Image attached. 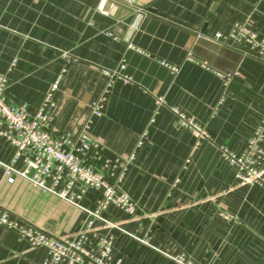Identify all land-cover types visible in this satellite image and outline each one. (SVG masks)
Returning a JSON list of instances; mask_svg holds the SVG:
<instances>
[{"label": "crops", "instance_id": "crops-1", "mask_svg": "<svg viewBox=\"0 0 264 264\" xmlns=\"http://www.w3.org/2000/svg\"><path fill=\"white\" fill-rule=\"evenodd\" d=\"M101 1L0 0L7 101L32 115L60 75L52 126L71 137L85 131L105 156H133L121 189L135 214L113 206L102 212L133 237L95 223L112 235L119 264H172L166 255L177 254L195 264H264V189L239 184L220 152L240 154L264 119V64L215 42V52L193 51L197 34H227L249 16L264 34V0H132L144 16L122 3L109 8L118 0H105L103 15ZM215 71L237 75L224 85ZM102 96L101 115L91 116ZM169 108L208 139L180 126ZM11 155L0 138V163ZM100 196L87 190L79 205L92 210ZM0 209L55 238L72 236L84 221L78 208L28 181L8 183L2 166ZM46 254L0 227V264H41Z\"/></svg>", "mask_w": 264, "mask_h": 264}, {"label": "built area", "instance_id": "built-area-1", "mask_svg": "<svg viewBox=\"0 0 264 264\" xmlns=\"http://www.w3.org/2000/svg\"><path fill=\"white\" fill-rule=\"evenodd\" d=\"M122 3L145 15L141 8H136L132 0L113 1ZM107 2L102 0L97 6L98 12L107 15ZM254 20L247 17L232 25L227 34L216 32L213 36L197 34L210 42H215L243 56L252 57L264 64V34L254 30ZM68 62V53L62 52ZM187 59H192L187 54ZM12 60L10 67L15 63ZM172 72L177 68L163 64ZM202 66L208 67L206 63ZM227 85L237 75L235 72L215 71ZM60 75L44 95L34 114L29 115L23 109L10 104L5 97L7 80L0 76V138L12 147L10 161L0 163L8 183L14 178H22L42 193L50 194L75 206L84 214L81 228L72 236L55 238L43 230L26 225L0 209V227L15 232L19 241H25L31 248L44 247L46 257L41 264H119L113 258V237L110 233H99L95 223H101L105 229H117L124 232L113 222L102 216L109 206H113L128 215H134L136 206L133 200L121 189L126 166L133 160L128 158L108 157L103 149L90 136L82 131L76 137L59 132L51 124V110L54 107L52 93L57 89ZM125 79V78H124ZM105 98L102 96L90 106L91 116L102 113ZM162 104V99H158ZM176 122L197 136L208 139L207 134L191 118L175 108H169ZM264 119L248 137L242 152L235 155L220 147L222 158L234 169V178L242 185H257L264 189ZM87 190H99L101 196L95 201L92 210L79 205ZM224 220H231L227 213L219 212ZM126 233V232H124ZM130 237L131 234L126 233ZM140 242L145 243L144 240ZM172 264H195L184 254L166 255Z\"/></svg>", "mask_w": 264, "mask_h": 264}, {"label": "water", "instance_id": "water-1", "mask_svg": "<svg viewBox=\"0 0 264 264\" xmlns=\"http://www.w3.org/2000/svg\"><path fill=\"white\" fill-rule=\"evenodd\" d=\"M204 32V30L202 31V33ZM202 48H206V49H208V50H210L211 52H215L216 51V49L217 48H219V46H217V45H213L212 44V42H210V41H207V40H205V39H203V38H198V40L196 41V43H195V47H194V54H196L197 56H199V55H202L201 53H202ZM207 60H210L211 58V56H209V58H208V56H206V55H203Z\"/></svg>", "mask_w": 264, "mask_h": 264}]
</instances>
